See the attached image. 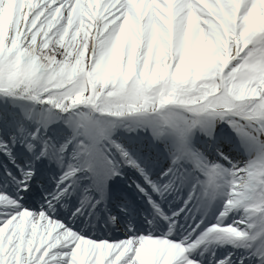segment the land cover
Instances as JSON below:
<instances>
[{
  "label": "snow or ice",
  "instance_id": "snow-or-ice-1",
  "mask_svg": "<svg viewBox=\"0 0 264 264\" xmlns=\"http://www.w3.org/2000/svg\"><path fill=\"white\" fill-rule=\"evenodd\" d=\"M0 264H264V0H0Z\"/></svg>",
  "mask_w": 264,
  "mask_h": 264
},
{
  "label": "bare ground",
  "instance_id": "bare-ground-1",
  "mask_svg": "<svg viewBox=\"0 0 264 264\" xmlns=\"http://www.w3.org/2000/svg\"><path fill=\"white\" fill-rule=\"evenodd\" d=\"M98 237H100V238H105V239H108L109 241H116V239L115 238H107V237H105V236H100L99 234H96ZM117 240H118V238H117Z\"/></svg>",
  "mask_w": 264,
  "mask_h": 264
}]
</instances>
